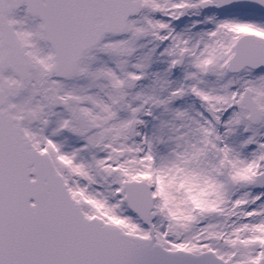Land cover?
I'll list each match as a JSON object with an SVG mask.
<instances>
[{"label":"snow or ice","instance_id":"6c2138e0","mask_svg":"<svg viewBox=\"0 0 264 264\" xmlns=\"http://www.w3.org/2000/svg\"><path fill=\"white\" fill-rule=\"evenodd\" d=\"M0 264H264V0H0Z\"/></svg>","mask_w":264,"mask_h":264}]
</instances>
